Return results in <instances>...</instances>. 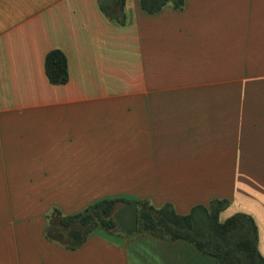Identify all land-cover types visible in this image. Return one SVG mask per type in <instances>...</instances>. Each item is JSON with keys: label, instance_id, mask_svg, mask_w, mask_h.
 <instances>
[{"label": "crops", "instance_id": "1", "mask_svg": "<svg viewBox=\"0 0 264 264\" xmlns=\"http://www.w3.org/2000/svg\"><path fill=\"white\" fill-rule=\"evenodd\" d=\"M0 0V264H216L189 241L91 230L76 248L46 215L123 196L179 214L226 198L264 257V0ZM63 52L67 80L43 59Z\"/></svg>", "mask_w": 264, "mask_h": 264}, {"label": "trees", "instance_id": "2", "mask_svg": "<svg viewBox=\"0 0 264 264\" xmlns=\"http://www.w3.org/2000/svg\"><path fill=\"white\" fill-rule=\"evenodd\" d=\"M98 1L105 12L111 7H117L121 12L124 0ZM138 3L144 11L154 13L166 4L180 9L183 0H138ZM43 70L49 83H64L67 80V61L63 52L49 50L43 59ZM127 202L129 200L118 198L100 199L68 215L53 208L46 215L45 236L74 249L95 228L118 231L111 215ZM135 203V232H148L166 240H187L199 252L212 256L216 264H264V257L257 248V228L249 215L235 212L222 221L218 219L219 212L229 203L226 198L211 199L206 205L195 204L185 214L177 213L170 203L156 208L146 199H137Z\"/></svg>", "mask_w": 264, "mask_h": 264}, {"label": "water", "instance_id": "3", "mask_svg": "<svg viewBox=\"0 0 264 264\" xmlns=\"http://www.w3.org/2000/svg\"><path fill=\"white\" fill-rule=\"evenodd\" d=\"M111 216L114 220V226L121 232L129 235L136 230L137 209L135 201L121 205Z\"/></svg>", "mask_w": 264, "mask_h": 264}, {"label": "rangeland", "instance_id": "4", "mask_svg": "<svg viewBox=\"0 0 264 264\" xmlns=\"http://www.w3.org/2000/svg\"><path fill=\"white\" fill-rule=\"evenodd\" d=\"M113 198H114V199H115V198H118V199H124V200H129V201L132 200V199H130V198H128V197H123V196H115V197H113ZM147 201H148L153 207H155V208L160 206V205H158V206L155 205V203H152L149 199H147ZM93 202H94V201H93ZM93 202H90V203H88L87 205H89V204H91V203H93ZM87 205H86V206H87ZM86 206H85V207H86ZM82 209H83V208H82ZM82 209H81V210H82ZM79 211H80V210H79ZM79 211H78V212H79Z\"/></svg>", "mask_w": 264, "mask_h": 264}, {"label": "flooded vegetation", "instance_id": "5", "mask_svg": "<svg viewBox=\"0 0 264 264\" xmlns=\"http://www.w3.org/2000/svg\"><path fill=\"white\" fill-rule=\"evenodd\" d=\"M119 207H120V206H119ZM119 207H117V208H119ZM117 208H116V209H117ZM116 209H115V210H116Z\"/></svg>", "mask_w": 264, "mask_h": 264}]
</instances>
